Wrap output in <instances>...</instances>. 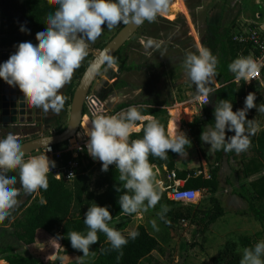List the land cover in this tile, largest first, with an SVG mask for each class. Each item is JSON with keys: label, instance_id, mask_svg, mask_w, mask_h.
Returning a JSON list of instances; mask_svg holds the SVG:
<instances>
[{"label": "clouds", "instance_id": "9594fccd", "mask_svg": "<svg viewBox=\"0 0 264 264\" xmlns=\"http://www.w3.org/2000/svg\"><path fill=\"white\" fill-rule=\"evenodd\" d=\"M52 2L58 8L49 14L47 26L36 33L39 43H19L15 53L0 64V79L13 88L18 87L31 106L45 113L51 110L56 114L64 109L67 100L61 89L72 81L74 72L81 67L88 55L89 44L94 43L105 29L110 31L121 24L140 26L145 21L153 23L169 9V0ZM105 25L106 28L102 27ZM20 31L31 34L25 25L20 27ZM162 43L155 42V48L160 49ZM153 44L154 41L149 39L148 47ZM104 60L109 66L115 63L108 55L104 56ZM218 63V58L206 48L198 49V54H186L184 69L196 86L193 101L209 102L210 96L215 92L211 85L216 84ZM261 67H264V61L251 56L238 57L228 65L237 84L241 81L250 83ZM256 100V94L249 93L244 107L237 111H233L231 100H220L216 104L215 122L208 125L201 135V140L211 146L209 154L220 150L240 154L250 148V137L257 133L260 126L255 119L247 118L248 113L252 109L264 113V104L258 105ZM145 107L130 106L114 115H98L85 131V135L90 138L87 144L88 154L102 163L101 170L107 172L111 165L116 166L119 180L124 182L123 189L128 190L120 196L119 204L122 212L128 215L154 209L161 199L160 182L153 165L149 163V156L166 160L171 150L184 157L188 155V146L192 143L183 132H166L164 125L157 119L143 113ZM141 130L142 139H130ZM229 132L235 134L227 136ZM50 151L51 148L47 146L46 153L25 159L26 153L20 135L9 133L0 138V221L11 216L19 206L21 190L25 194L38 193L41 189L47 191L49 173L57 166L47 155ZM13 170L18 172V176L11 174ZM56 177L59 179L61 175L57 174ZM18 182L20 188L16 187ZM161 207L162 211L158 215L161 220H165L168 209L165 205ZM112 220L113 216L107 207L93 203L84 218L87 233H68L67 238L72 248L87 257L90 247L98 243V232L106 235L113 250H121L129 238L134 240L138 237L139 233L132 231L126 238L121 231L109 226ZM152 226L156 228L155 220L152 221ZM60 239L62 237L57 235L52 241ZM49 258L59 259L61 264L65 259L56 254ZM240 264H264V240L253 247L244 248Z\"/></svg>", "mask_w": 264, "mask_h": 264}, {"label": "rangeland", "instance_id": "374dc122", "mask_svg": "<svg viewBox=\"0 0 264 264\" xmlns=\"http://www.w3.org/2000/svg\"><path fill=\"white\" fill-rule=\"evenodd\" d=\"M253 11L257 13L254 18ZM259 12L264 15V0H169L168 11L158 16L155 22H147L121 51L118 61L114 60V65H107L103 70L92 91L98 93L102 89L109 88L114 83L113 78L116 76L119 80L128 83L129 87L103 100L107 103L106 108L112 113H117L122 105L143 104L151 99L161 104L163 109L169 112L167 131L178 130L183 132L192 142L188 146V155L178 157L177 169H180V171H194L197 176L203 174L205 177L207 175L210 177L211 167L217 165L216 156L215 152L209 154L211 146L201 140L202 134L197 135V128L192 129V131L189 128L194 120L201 116V106L192 99L196 94V86L192 84L183 70L184 56L195 49L203 48L202 41L208 25L218 27L235 25L242 30L249 29L255 26L257 16L261 14ZM23 13L24 10L20 4L17 5L13 0H0L1 46L2 40L5 43L15 44L16 47L22 42L38 43L39 40L36 35L31 32L24 21ZM22 25H25L31 34L22 33L20 31ZM102 27L106 28V25ZM123 27L124 25L121 24L110 31L105 29L94 43L89 44V48L100 52V46L105 43L108 44ZM149 39L154 41L152 47H148ZM161 41L163 42L161 48L156 49L155 42ZM92 60L93 56L88 53L81 66L89 65ZM119 61L124 65L125 69L135 66L141 69L138 71L120 72L119 67L121 64H119ZM159 63L166 66L159 68ZM78 71L79 69L74 72L72 81L61 89L63 95H65L67 88L72 83L76 86L79 85L80 80L76 78ZM259 84L262 87V91L259 96L260 99L256 100L258 105L264 102V76L262 77V83ZM217 85L218 83H216ZM211 103H208V105H211ZM243 107L244 101L239 109ZM61 114L62 111L56 114L49 110L46 113L42 112V116H37L34 112L33 122L28 125L32 128L41 127V134L45 137V134L50 133L53 129L55 130L61 125H68L70 112L63 120L61 119ZM37 117H41V122L36 121ZM247 118L250 120L255 119L258 122L260 127L257 133L264 130V113H258L256 109H252L249 111ZM206 128L207 126L204 127L203 131ZM36 155L39 154L32 156ZM244 155L249 160L255 156V153L251 150V147L240 154L235 152L234 158L226 157L223 164L220 165V191L216 197L222 203L225 216L212 225L206 235H200L197 239H195L197 227L190 220H180L178 223H172L170 222L172 216L167 222L160 219L158 214L162 211V205L167 206V214L170 211L174 213L179 209L187 212L191 208L171 205L167 198L170 190L169 173L162 168L154 170L156 178L160 182L161 199L154 209L150 208L147 212H140L144 214L147 226H149L151 233L157 237L160 245L159 249L154 252V258L152 257L150 260L151 264H178L180 262L178 249L184 241L191 245L195 243V246L189 250L186 264H212L213 259L218 256L222 247L228 242H233L238 246V252L242 257L245 247L241 244V239L249 237L252 239L253 245L264 240L263 227L248 212V203L235 195V191H241L240 187L242 184H246L249 191L253 193L250 185L260 177L244 180L246 164L243 160ZM12 172L13 175L18 176L17 171L13 170ZM101 175L102 172L99 168H96L91 173L93 189ZM16 187L20 188L19 182ZM200 194L201 197L197 208L206 210L210 207L212 195L206 192ZM27 196L28 194L23 193L21 190V195L18 197L19 206L25 201ZM19 217L20 215L17 218ZM137 219H131L130 223L135 225L138 222ZM153 220L156 221V228L152 226ZM14 221H11L7 228L0 229V247L12 246L19 254L39 259V251L43 252L45 247L40 245L35 249L32 247L27 249L23 244L16 241L13 237L12 228ZM122 224H125V221H122ZM63 251L61 252V256L65 258L63 264H90L88 257L66 256Z\"/></svg>", "mask_w": 264, "mask_h": 264}, {"label": "trees", "instance_id": "16d2710c", "mask_svg": "<svg viewBox=\"0 0 264 264\" xmlns=\"http://www.w3.org/2000/svg\"><path fill=\"white\" fill-rule=\"evenodd\" d=\"M13 2L17 5L20 4L23 8L24 21L34 35H36L40 29L47 26L49 14L54 13L58 8V5L54 4L52 0H13ZM256 14V11H253V18ZM125 26L126 25H124V27ZM241 31L242 29L240 27L237 28L235 25L228 27L208 25L206 27L202 45L203 48L210 50L211 53L218 58L219 63L215 79L220 87L217 88L215 85H211L215 88V92L209 99V103L212 102L211 105L206 104L202 106L201 116L197 117L193 124L189 126L190 131L197 128V135L202 134L205 126L214 124V110L216 104L220 100H231L233 103V111H237L249 93H255L257 99H260L259 96L262 91L260 84L249 85L244 81L237 84L234 82V76L228 68V65L238 57H252V52L255 53V51L251 50L252 48L250 45L241 44L234 40L235 35L241 33ZM106 45L105 43L103 46H100L99 49L103 50ZM2 46L16 47L15 44L5 43L3 40ZM121 51L115 56L114 60L118 61ZM192 52L198 54L197 49ZM185 57L186 55L184 56V61ZM119 64H121L119 67L120 72L138 71L141 69L136 66L125 69L120 61ZM182 64L185 72L184 62ZM88 66L89 65L81 66L79 68L76 76L78 80L82 79ZM165 66V64H158L159 68ZM113 81L114 83L109 86V88L102 89L100 92L96 93L102 100H106L114 93L129 87L128 83L119 80L116 76L113 78ZM77 87L78 86L72 83L64 95L67 97V100L62 110V120L70 112ZM262 103L264 104V102ZM140 105H145L146 107L143 109V113L152 115L164 125L167 132L169 112L163 109L161 104L156 103L154 99L143 104L122 105L119 107L118 112L124 111L130 106ZM66 128L67 125H61L59 128L53 129V132L51 131L45 134V137L60 135ZM0 132V138L6 137L9 133L20 135L22 144L43 137L41 134V127H12L0 129ZM234 134L235 133L229 132L227 136H232ZM142 138L143 130H141L140 133H134L130 139ZM250 140V147L255 153V156L249 160L246 155L243 157L246 163L244 180L260 177L250 185L253 193L249 191L246 184H242L240 187L241 191H235V195L248 203V212H250V214L262 225L264 232V130L251 136ZM61 147L63 146H55L54 149L59 150ZM178 156L179 154L169 150L166 160L150 155L149 163L153 165V167L164 169L167 173L176 171L178 178L186 181L187 190L201 193L206 192L212 195L210 207L206 210H199L197 208L198 206L186 207L169 201L171 205H179L191 209L194 208L192 210L188 209L187 212H184L183 209H179L174 213L170 211L168 214H165V220L168 221L169 218L171 219V216L172 219L170 222L172 223H178L180 220H190V222L197 227L195 235V239H197L200 235H206L209 228L225 216L222 203L216 197L220 191V165L223 164L226 157L234 158L235 151L224 152L220 150L215 152L217 165L211 167L209 179L203 174L197 176L194 171L177 170L176 159ZM70 158L71 157L68 155L65 156V161H68ZM85 160H88L87 156ZM96 168H99L102 175L93 189L91 173ZM101 169L102 164L94 168L93 163H89L84 168L83 174L72 183L59 181L49 173V187L47 191L41 189L38 193L28 194L25 201L12 212L11 216L4 221H0V229H5L11 221L15 220L12 226L15 240L27 248L32 247L35 249L43 245L45 247L44 251H39L40 258L36 259L33 256L19 254L12 246L6 248L0 247V264H59V259L53 260L51 258L48 259V257L53 254L61 256L62 250H64L63 253L66 256H83L81 251L72 248L71 242L67 236L68 233L72 231L83 234L87 233L88 228L84 223V218L89 207L92 206L93 203L101 207H107L113 216V220L110 222L109 226L121 231L122 234L128 238L129 235L125 234V230L129 227L130 220L134 218L137 213L128 215L122 212L119 198L128 190L123 189L124 182L119 180L117 168L110 166L107 172ZM11 174H13V172H11ZM117 189H121V191ZM129 194L131 193L129 192ZM19 215L20 217L17 218ZM122 221H125V224H122ZM136 232L139 233L138 237L134 240L129 238L128 243L123 246L121 250H113L106 235L102 232H98V243L90 247V252L87 256L90 259V264H151L150 260L152 255L159 249L160 245L157 239L151 236L144 226H138ZM57 235L62 237V239L57 242L52 241ZM194 244L191 245L187 241L180 244L178 249L180 262H178V264H186L189 250L191 247L195 246ZM241 244L245 248L254 246L252 239L249 237L241 239ZM241 259L242 257L238 252V246L233 242H228L222 247L218 256L213 259L212 264H240Z\"/></svg>", "mask_w": 264, "mask_h": 264}, {"label": "water", "instance_id": "95a60500", "mask_svg": "<svg viewBox=\"0 0 264 264\" xmlns=\"http://www.w3.org/2000/svg\"><path fill=\"white\" fill-rule=\"evenodd\" d=\"M146 24L147 21L140 26L126 25L100 52L89 48L88 53L93 56V60L75 91L66 130L60 135L41 137L37 140L23 143V150L26 153L25 158L46 149L47 146H63L76 137L84 117L86 100L91 94L98 77L108 65L104 60V56L108 55L114 59ZM16 50L17 47H3L0 45V64L6 62ZM34 111L37 116L42 114L40 109L26 102L24 94L20 92L18 87L13 88L0 79V129L1 126L13 125L17 127L19 118L26 116H30L27 121V124H30L33 122ZM40 118L37 117L36 121L41 122ZM49 141L50 143L48 144Z\"/></svg>", "mask_w": 264, "mask_h": 264}, {"label": "built area", "instance_id": "2783aa9c", "mask_svg": "<svg viewBox=\"0 0 264 264\" xmlns=\"http://www.w3.org/2000/svg\"><path fill=\"white\" fill-rule=\"evenodd\" d=\"M255 22L256 24L254 27L244 29L241 33L235 35L234 40L241 44L250 45L252 48L251 50L255 51V53L252 52L253 59L264 61V15L259 14ZM263 71L264 67H261L255 78L247 84L262 83ZM106 105L107 103L103 101L95 91H92L85 103V113L79 133L73 140L63 145L59 150L50 147L51 151L48 152L47 155L51 160L56 162V168L52 169L50 173L55 179L72 183L83 174L86 164L93 163L94 168L102 164L98 159L89 156L87 144L90 138L85 135V131L91 127L92 120L96 116H110L116 114V112L112 113L109 111ZM201 105L204 106L206 103H201ZM46 152L47 148L36 154H44ZM67 155L71 158L65 161V156ZM86 156L88 160H85ZM111 166L116 168L115 165ZM57 174L61 175L59 179L56 177ZM70 175L73 176L69 179ZM206 178L209 179L210 177L207 175ZM168 181L170 183V190L168 192V199L170 201L186 207L197 206L199 204L201 192L187 190L186 181L179 179L176 171L169 173Z\"/></svg>", "mask_w": 264, "mask_h": 264}, {"label": "crops", "instance_id": "0c3cea01", "mask_svg": "<svg viewBox=\"0 0 264 264\" xmlns=\"http://www.w3.org/2000/svg\"><path fill=\"white\" fill-rule=\"evenodd\" d=\"M215 81H216V83H218L217 82V80L215 79ZM215 86H216V84H214ZM217 88H219L220 86H219V84L216 86ZM68 89V88H67ZM210 99V98H209ZM199 104H200V106L202 107V105H201V103L202 102H198ZM35 112V111H34ZM171 113V112H170ZM172 117V116H171ZM30 118V116H26V117H21V118H19V123H18V126L17 127H25V126H29L27 123V121H28V119ZM169 126V125H168ZM12 127H16V126H13V125H10V126H1V129H6V128H12ZM168 128V127H167ZM168 130V129H167ZM263 131V130H262ZM1 133V132H0ZM260 133V132H259ZM179 157V156H178ZM178 166V158L176 159V167ZM178 168V167H177ZM161 168H159V167H154V170H160ZM178 170V169H177ZM179 171H180V169H179ZM168 198V197H167ZM169 200V199H168ZM170 201V200H169ZM159 204V203H158ZM136 218H138L137 219V223L135 224V225H133V224H129V227L125 230V234H127V235H129L132 231H136V229L138 228V226H144L146 229H147V231L149 232V234L151 235V236H153L154 238H156L157 239V237L154 235V234H152L151 233V231H150V229H149V226H147V224H146V222H145V219H144V214H142V213H137L136 214V216H135ZM136 218H132L133 220H135ZM153 255H154V253H153ZM153 255H152V257H153ZM73 256H75V255H73ZM154 258V257H153Z\"/></svg>", "mask_w": 264, "mask_h": 264}]
</instances>
